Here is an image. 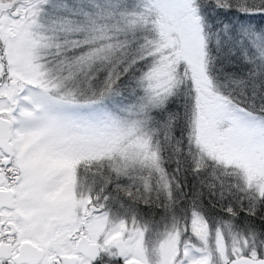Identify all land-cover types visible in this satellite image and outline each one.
I'll use <instances>...</instances> for the list:
<instances>
[{
	"label": "snow or ice",
	"instance_id": "snow-or-ice-1",
	"mask_svg": "<svg viewBox=\"0 0 264 264\" xmlns=\"http://www.w3.org/2000/svg\"><path fill=\"white\" fill-rule=\"evenodd\" d=\"M0 264H264V0H0Z\"/></svg>",
	"mask_w": 264,
	"mask_h": 264
}]
</instances>
